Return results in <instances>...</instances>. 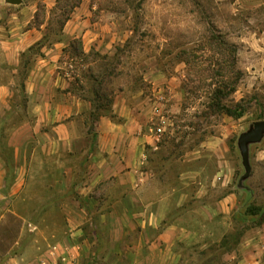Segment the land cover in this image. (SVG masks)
Returning a JSON list of instances; mask_svg holds the SVG:
<instances>
[{
  "label": "crops",
  "instance_id": "crops-1",
  "mask_svg": "<svg viewBox=\"0 0 264 264\" xmlns=\"http://www.w3.org/2000/svg\"><path fill=\"white\" fill-rule=\"evenodd\" d=\"M56 2L0 0V123L12 106L22 54L37 47L29 53L22 92L26 115L0 143V220L38 159L41 171L56 173L50 186L65 220L61 238L42 254L10 256L8 264H262L264 148L249 146L250 174L239 185L241 158L230 142L234 117L219 118L211 132L202 128L193 144L181 140L182 94L155 62L142 65L152 96L139 92L130 99L119 89L114 117L100 114L89 131L95 106L77 94L76 75L62 60L74 40L84 53L110 58L118 38L105 34L108 23L93 18L95 4L83 0L59 37L46 40ZM231 6L228 41L237 70L251 85L264 82V0H232ZM155 107L164 118L160 135ZM251 203L254 211L243 217L241 207ZM240 218L247 225L225 252L221 245Z\"/></svg>",
  "mask_w": 264,
  "mask_h": 264
},
{
  "label": "rangeland",
  "instance_id": "rangeland-1",
  "mask_svg": "<svg viewBox=\"0 0 264 264\" xmlns=\"http://www.w3.org/2000/svg\"><path fill=\"white\" fill-rule=\"evenodd\" d=\"M77 1L70 0L68 5L62 1L59 8L69 9V5ZM87 2L90 7L95 4L92 17L98 16L108 23L109 32L107 29L105 34L116 36L118 40L112 48L114 55L110 58H105L96 50L76 55L73 47L68 49L62 62H67L69 70L79 79V85H73L78 95L92 101L93 106L107 105L110 99L113 101L114 92L118 93L119 89H123L124 95L130 99H134L139 92L151 97V84L143 78L142 65L155 62L156 69H161L173 78L174 84L179 85L182 94L181 110L176 116L181 140L186 139V142L193 144L200 139L202 128L211 132L216 120L231 118L216 107L217 103L232 108L238 103L243 113L239 118H229V123L234 121L230 142L239 153V134L246 131L254 121L264 119V82L251 85L248 78L237 70L235 47L228 41L234 32L231 22L232 0ZM50 15V26L57 29L56 20L61 19V12L55 8ZM28 57V54L24 55L22 61L25 62ZM88 71L96 78L95 81L86 78ZM20 77L17 75L15 78L12 106L4 116L5 122L0 123V143L6 140L9 131L18 126L26 115L25 100L19 86ZM91 86L99 91L97 99L90 93ZM234 90H237L235 94ZM88 121L90 126L93 125L91 117ZM184 123H190V129L184 128ZM250 146L263 149L264 136L259 143ZM243 172L242 166L236 170L235 181ZM55 174L53 170L41 171L39 159L34 164L26 187L15 197L10 209L0 220V264H8L10 256L35 259L61 238L65 228L61 200L56 189L50 186L56 178ZM258 200L264 203V193L258 196ZM246 205L240 209L243 217L254 211L253 203ZM10 214L18 221L10 217ZM238 220L236 230L225 237L221 245L225 252L235 247L247 225L246 219ZM15 233L17 235L14 238ZM213 252V257L217 259L221 249ZM259 259L264 264V252L259 255Z\"/></svg>",
  "mask_w": 264,
  "mask_h": 264
},
{
  "label": "trees",
  "instance_id": "trees-1",
  "mask_svg": "<svg viewBox=\"0 0 264 264\" xmlns=\"http://www.w3.org/2000/svg\"><path fill=\"white\" fill-rule=\"evenodd\" d=\"M66 2V5L69 4V1L70 0H57L56 2V6L55 8H58L59 11L61 12V15H59L61 17L60 20H56V23H57V29H52L51 26L49 25L48 29H47V32L44 36V38L46 40H48L50 38V36H55V37H59L60 33H61V30H62V26L64 24V22L70 17V14L71 12L73 11V9L77 6V4L80 2V0H78L75 4H71L69 5V9H67L66 7H63V8H59V4L60 2ZM73 1H76V0H73ZM66 8V9H65ZM53 12V11H52ZM37 16L39 17V13L37 14ZM59 17V18H60ZM51 23V22H50ZM73 47V52L78 55H84V52L82 51V47H81V44H80V41L79 40H74L72 43H71V48ZM37 47H32L30 48L26 53H23L22 54V57L26 54L29 55V53H31L33 51V49H35ZM30 60H29V57L28 59H26L25 62L22 61L21 59V62H20V69L18 71V76L21 75L20 77V82H19V86L21 88V91L23 92V89H24V81L26 79V75H27V67H28V64H29ZM22 72V73H21ZM89 72V71H88ZM86 78H92L94 81L96 80V78H94V76L91 74V72H89V75L88 77L86 76ZM78 78L76 77V83L79 85L78 83ZM233 90V89H232ZM98 89L94 86H91L90 87V93L94 96V99H97L99 96H98ZM24 100H25V97H23ZM111 104H112V99H110L108 102H107V105H98V106H95V111L91 114V119L94 121L100 114H105V115H108L110 117H114L113 113H112V109H111ZM25 105V103H24ZM216 107L222 111L223 113L231 116V117H234V118H239L242 113H243V110H241V108L239 107L238 103L237 105L235 106V108H232L224 103L220 104V103H217L216 104ZM103 110V111H102ZM93 130V125L90 126V130L89 131H92ZM10 217H13L15 218L17 221L18 219L11 215L10 214ZM16 233L13 235L14 238L16 237Z\"/></svg>",
  "mask_w": 264,
  "mask_h": 264
},
{
  "label": "water",
  "instance_id": "water-1",
  "mask_svg": "<svg viewBox=\"0 0 264 264\" xmlns=\"http://www.w3.org/2000/svg\"><path fill=\"white\" fill-rule=\"evenodd\" d=\"M11 3H19L20 0H10ZM264 136V119L254 121L250 127L239 134L237 139V147L239 150L241 164L243 167V174L240 176L238 183L241 185L242 181L250 174L249 164V146L251 144L259 143Z\"/></svg>",
  "mask_w": 264,
  "mask_h": 264
},
{
  "label": "built area",
  "instance_id": "built-area-1",
  "mask_svg": "<svg viewBox=\"0 0 264 264\" xmlns=\"http://www.w3.org/2000/svg\"><path fill=\"white\" fill-rule=\"evenodd\" d=\"M154 115H156L159 118V120H160L159 125L155 129V134L156 135H160L163 132L162 126L164 124V118H163L162 110H161L160 107H155L154 108Z\"/></svg>",
  "mask_w": 264,
  "mask_h": 264
}]
</instances>
